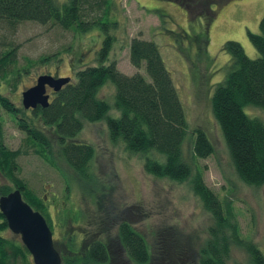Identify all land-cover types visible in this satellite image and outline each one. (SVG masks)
<instances>
[{"label":"rangeland","instance_id":"374dc122","mask_svg":"<svg viewBox=\"0 0 264 264\" xmlns=\"http://www.w3.org/2000/svg\"><path fill=\"white\" fill-rule=\"evenodd\" d=\"M183 1L182 6L171 0H115L112 9L118 27L112 29L117 42L109 61H115L121 73H140L150 82L144 67L132 65L129 44L134 38L157 44L187 117L182 153L192 168V177L201 172L204 183L225 207L229 205L242 239L257 245L264 255V187H250L239 179L212 112V97L233 62L225 44L238 42L249 58L259 57L249 33H260L264 0H207L206 7L198 4L200 0ZM105 35L99 28L81 35L54 24L1 21L0 57L8 48H16V61L0 73L1 97L29 117L22 106L23 92L42 75L75 78L77 70L99 65ZM55 55L56 59L42 61ZM115 91L108 82L99 95L113 106ZM10 104L0 101L3 145L12 151H28L17 160V175L47 204L55 247L68 254L72 238L71 244L78 242L81 253L89 240L100 235L119 254L118 227L125 220L145 237L152 264H200V253L214 221L194 194L190 180L177 183L148 174L144 160L130 154L121 138L117 142L111 139L107 120L85 123L74 139L95 148L94 181L81 177L58 155L54 157L57 166H53L25 146L27 134L20 124L26 117L21 112L13 114ZM245 111L264 122V111L255 107ZM109 116L119 118L120 113L113 108ZM38 123L47 135H53L48 126ZM198 129L214 146V154L206 159L193 155L194 132ZM53 147L54 151L59 149L57 142ZM0 184L16 188L1 173ZM4 235L23 245L21 237L10 230ZM12 260L14 264H34L32 255L27 263L20 256ZM120 261L129 264L124 257ZM229 264L252 261L245 249L232 245Z\"/></svg>","mask_w":264,"mask_h":264},{"label":"trees","instance_id":"16d2710c","mask_svg":"<svg viewBox=\"0 0 264 264\" xmlns=\"http://www.w3.org/2000/svg\"><path fill=\"white\" fill-rule=\"evenodd\" d=\"M171 1L184 4L183 0ZM198 4L206 7L208 2L200 0ZM114 5L115 0H0V22L54 24L81 35L99 28L106 34L99 52L100 64L77 70L75 78H71L70 83L54 95L47 109H39L27 117L23 110L15 109L9 99L0 95L3 104L13 107V114L21 112L26 117L21 119L25 122L20 124L27 134L25 146L32 147L37 156L53 166H57L54 157L58 155L77 174L92 182L95 180V148L74 139L85 123L107 120L111 139L117 142L121 138L130 154L144 160V170L148 174L177 183L190 180L194 194L214 221V226L209 228L210 238L200 253V264H229L232 245L245 249L252 264H264V255L259 247L242 239L229 205L225 207L224 202L204 183L200 171L192 177V168L185 162L182 153L188 129L187 117L157 44L139 38L132 39L129 44L132 65L137 69L144 67L150 82L140 73L132 76L121 73L117 63L109 61L117 42L112 29L118 27L112 9ZM216 12H211V21ZM249 34L259 57L249 58L238 42L225 44L224 49L233 62L212 97V112L239 179L247 186L261 188L264 187V122L251 118L245 110L255 107L264 111V16L260 22V33ZM57 56L42 61L53 60ZM15 59L16 48L3 52L0 73L6 72ZM108 82L116 88L113 106L99 95ZM113 108L120 113L119 118L109 116ZM37 121L51 129L55 140L51 139L53 135L50 137L44 132ZM194 134V157L206 159L213 155L214 146L205 132L198 129ZM53 142L58 144L57 151L53 150ZM23 150H8L3 145L0 127L1 175L22 190L24 200L45 217L53 231L44 199L18 178L17 171L20 169L17 160L28 153ZM13 189L11 184H0V196L8 195ZM9 230L8 222L0 211V264H14L12 258L19 256L27 263L30 252L24 244L5 237ZM118 236L131 264L153 263L148 242L131 225L126 222L119 224ZM73 240L70 238L71 249L68 247L67 251L72 256L56 246L63 264L107 263L108 254L103 244L96 243L80 253L78 242L71 244Z\"/></svg>","mask_w":264,"mask_h":264},{"label":"water","instance_id":"95a60500","mask_svg":"<svg viewBox=\"0 0 264 264\" xmlns=\"http://www.w3.org/2000/svg\"><path fill=\"white\" fill-rule=\"evenodd\" d=\"M71 78H55L42 75L35 86L23 92L22 101L26 110L40 106H50V95L47 86L55 92L70 83ZM0 211L5 216L9 229L20 235L25 247L32 255L34 264H63V259L55 247L53 232L45 217L35 211L23 198L22 191L16 189L0 197Z\"/></svg>","mask_w":264,"mask_h":264},{"label":"flooded vegetation","instance_id":"af4514ba","mask_svg":"<svg viewBox=\"0 0 264 264\" xmlns=\"http://www.w3.org/2000/svg\"><path fill=\"white\" fill-rule=\"evenodd\" d=\"M38 80V79H37ZM37 83V82H36ZM36 85V84H35ZM35 85H33V86H35ZM32 86V87H33ZM31 88V87H30ZM47 94H49L50 95V102H51V100L54 98V95L57 93V92H55L53 89H51V88H49L48 86H47ZM22 106H23V101H22ZM23 108H24V106H23ZM16 109V108H15ZM39 109H43V108H41L40 106H38L36 109H29V110H26L25 108H24V110L25 111H28L29 113H30V116H32L35 112H37V111H39ZM47 109V108H46ZM16 189H20V188H14L13 189V191L14 190H16ZM21 190V189H20ZM22 191V190H21ZM12 192V191H11ZM10 192V193H11ZM122 222H126L127 224H129V225H131L133 228H134V230L136 231V232H138V230L132 225V224H130V222H127V221H125V220H122L121 221V223ZM120 223V224H121ZM139 233V232H138ZM139 234H141V233H139ZM18 236H20V235H18ZM54 236V235H53ZM21 237V236H20ZM54 238V237H53ZM96 243H101V244H103V247L106 249V252H107V254H108V261H107V263L106 264H124V263H121V261H120V258L121 257H124L125 259H127V256H126V251L124 250V247H123V245H122V243L120 242V239H119V247H120V252H119V254L118 253H116L114 250H113V248H112V246L110 245V244H108V242H106V240H104L100 235H98V237H95V238H92L91 240H89V242L85 245V248L86 249H89L91 246H93L94 244H96ZM79 245V244H78ZM83 246V243L81 244V247ZM118 254V255H117ZM117 255V256H116ZM120 255V256H119ZM119 260V261H118ZM128 261H127V263H129V264H131V262H130V260L129 259H127Z\"/></svg>","mask_w":264,"mask_h":264}]
</instances>
